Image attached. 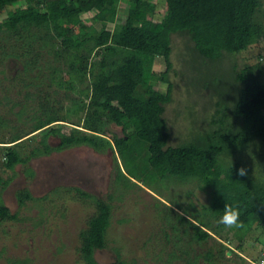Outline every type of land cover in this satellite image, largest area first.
Returning <instances> with one entry per match:
<instances>
[{
	"label": "trees",
	"instance_id": "obj_1",
	"mask_svg": "<svg viewBox=\"0 0 264 264\" xmlns=\"http://www.w3.org/2000/svg\"><path fill=\"white\" fill-rule=\"evenodd\" d=\"M17 1L0 0V11H5L0 44H7L6 54L21 62L20 73L15 74L20 83L16 82L13 98L1 91L4 99L29 102L34 110L27 118L28 132L18 128L9 139L0 140L5 168L20 164L23 172L32 175L30 159L84 143L114 147L122 165L114 157L116 175L129 182L134 179L152 188L149 181L153 179L179 183L195 179L209 188L208 201L176 206L185 213L181 217L187 224L164 232L166 258L180 259L182 264L198 260L214 264L216 253L226 257L225 246L213 237L225 228L218 222L225 204L240 210L243 227L232 229L238 238L253 225L264 227V172L256 177L248 168V176L239 177L235 170L245 164L231 158L238 145L255 138L264 144L260 68L247 63L239 66L232 57L259 39L264 46V9L258 0H163L156 27L151 21L153 0H24V5L14 6ZM117 1L127 7L115 19ZM86 12L96 19L87 28L82 18ZM108 21L113 24L110 29L105 26ZM175 35L182 42L181 69H175L171 60ZM159 57L163 70L157 72L152 65ZM222 59L228 67L224 75L216 70L204 76L203 69L211 62L221 66ZM188 69L193 72L189 77L183 73ZM62 71L65 77L59 76ZM170 71L184 74L193 92L204 90L213 99L211 115L172 145L163 116L171 100ZM151 79L163 81L164 89H156ZM64 122L74 125L65 131ZM110 123L122 128L121 136L110 135L112 143L105 139ZM30 132L34 133L23 137ZM49 136L56 137L57 143L49 144ZM10 180L0 176V220L17 217V211L10 212L1 200ZM73 191L76 198L93 206L77 232L76 250L83 264H131L118 255L107 263L95 260L94 251L106 246L110 200L79 187ZM15 199L21 206L34 198L21 188ZM9 264L29 263L14 259Z\"/></svg>",
	"mask_w": 264,
	"mask_h": 264
},
{
	"label": "rangeland",
	"instance_id": "obj_2",
	"mask_svg": "<svg viewBox=\"0 0 264 264\" xmlns=\"http://www.w3.org/2000/svg\"><path fill=\"white\" fill-rule=\"evenodd\" d=\"M153 2L155 8L151 21L156 27L163 13V0ZM22 5L24 0L14 3V6ZM258 6L264 9V0H258ZM126 7V3L117 1L113 8L114 12L117 11L115 19L125 13ZM4 16L5 11H0V20ZM82 18L86 23L85 28L96 22L91 12L82 14ZM105 26L110 29L113 24L108 21ZM181 46V38L178 35L173 36L171 60L175 69H181ZM0 52V58L4 57L0 59L1 140L9 139L18 128L22 129V133L28 132L27 118L34 107L29 102L18 100L16 103L15 99L3 98L6 94L1 89L10 93L12 98L16 96V84L20 81L15 78V74L20 73L21 62L6 54L8 46L5 43L0 44ZM232 57L239 66L247 63L259 67V76L264 82L262 39L251 43ZM185 58L188 57L185 55ZM152 68L157 72L163 70L160 57L154 61ZM227 68L225 61L221 66L211 62L209 68L203 69L204 76L205 73L213 74L216 70L224 75ZM208 69L214 71L209 72ZM183 73H187L188 77L193 74L189 69ZM59 76L65 77L66 72H60ZM168 76L173 82V87L171 100L165 104L163 116L170 134L167 141L172 145L185 138L191 131V126L202 124V120L211 115L213 99H209L204 90L193 92L190 80L185 81L184 74L179 76L170 71ZM151 83L156 89L162 90L165 87V83L158 79H151ZM56 100L63 103V99ZM67 103L68 101L64 100V105ZM20 110L24 111L21 113ZM73 125L64 122L63 129L66 131ZM36 133L34 135H37ZM110 135L121 136V126L110 123L106 128L105 139L112 143ZM38 136L34 139H38ZM57 141L56 137L47 138V142L52 145ZM112 148L81 143L52 150L48 154L29 160L32 175L23 172V166L20 164H16L13 169L5 168L0 157V176L11 178L1 191V200L10 212L17 211L15 219L0 220V264H9L14 259H26L29 264H83L76 250L77 232L93 212V206L89 200L76 198L74 187L110 200L112 210L110 224L106 229V246L94 251L96 261L107 263L118 255L131 264H182L180 259L166 258L164 232L169 233L173 226H185L187 222L181 217L185 213L176 206L185 207L207 202L210 197L209 188L195 179L181 183L153 179L154 181H149L152 188L134 179L129 182L116 175L114 157L118 166L121 163L114 147ZM28 149L29 147H26L25 152ZM232 157L248 166L253 176L259 177L263 174L264 144L260 140L255 138L238 145L233 150ZM21 188H27L34 199H27L19 206L15 192ZM55 189L61 192L57 193ZM213 237L215 242L219 241L225 246L223 250L227 257L221 258L216 253L214 264H249L248 260H255L264 254V227L259 225H253L241 238H238L232 229L227 228ZM197 264L206 263L198 260Z\"/></svg>",
	"mask_w": 264,
	"mask_h": 264
},
{
	"label": "clouds",
	"instance_id": "obj_3",
	"mask_svg": "<svg viewBox=\"0 0 264 264\" xmlns=\"http://www.w3.org/2000/svg\"><path fill=\"white\" fill-rule=\"evenodd\" d=\"M235 173L239 177H246L249 174V170L247 166L241 165L239 168H236ZM240 215L241 213L238 208L225 204L223 214L220 216L218 222L227 229L242 228L243 224L240 221Z\"/></svg>",
	"mask_w": 264,
	"mask_h": 264
},
{
	"label": "built area",
	"instance_id": "obj_4",
	"mask_svg": "<svg viewBox=\"0 0 264 264\" xmlns=\"http://www.w3.org/2000/svg\"><path fill=\"white\" fill-rule=\"evenodd\" d=\"M249 264H264V254L255 260H248Z\"/></svg>",
	"mask_w": 264,
	"mask_h": 264
},
{
	"label": "flooded vegetation",
	"instance_id": "obj_5",
	"mask_svg": "<svg viewBox=\"0 0 264 264\" xmlns=\"http://www.w3.org/2000/svg\"><path fill=\"white\" fill-rule=\"evenodd\" d=\"M30 193V192H29Z\"/></svg>",
	"mask_w": 264,
	"mask_h": 264
}]
</instances>
